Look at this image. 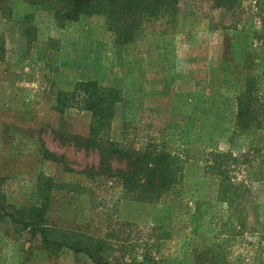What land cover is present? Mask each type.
<instances>
[{
  "label": "rangeland",
  "instance_id": "1",
  "mask_svg": "<svg viewBox=\"0 0 264 264\" xmlns=\"http://www.w3.org/2000/svg\"><path fill=\"white\" fill-rule=\"evenodd\" d=\"M230 1L179 0L174 19L148 18L130 43L117 44L104 15L66 21L52 11L54 0H0V185L7 202H41L39 175L54 177L52 221L79 232L113 230L120 239L110 241L111 264H145L147 248L161 264H264V150L250 152L244 139L233 146L230 111L222 107L227 118L216 128L217 99L235 93L248 72L259 75L264 100V0ZM83 81L123 89L112 124L117 139L189 150L191 172L181 193L170 196L174 209L163 212L171 218L170 239L155 243L151 231L165 206L118 205L123 191L114 178L72 180L69 169L99 163L97 151L66 136H86L91 114L60 115L53 105L58 90ZM213 148L242 153L231 176L250 192L242 188L235 207L218 200L219 181L204 170ZM45 150L58 160L44 158ZM5 226L12 229L0 226V264H97L73 253L35 256L32 240Z\"/></svg>",
  "mask_w": 264,
  "mask_h": 264
},
{
  "label": "trees",
  "instance_id": "2",
  "mask_svg": "<svg viewBox=\"0 0 264 264\" xmlns=\"http://www.w3.org/2000/svg\"><path fill=\"white\" fill-rule=\"evenodd\" d=\"M226 2L227 6H231L230 0ZM178 4L179 0H54L52 11L56 18L66 21H76L83 15H104L112 26L117 44H127L133 40L146 19L167 21L168 18L175 17L179 11ZM259 80L256 72H248L244 79L236 81L238 89L235 93H220L222 95L217 99L220 112L221 107L223 111H230L229 127L232 131L233 146L240 143L235 140L244 139L252 153L264 150V135L261 137L259 133L264 132V100L259 96ZM124 94L120 85L100 87L97 81L77 82L73 90L57 91L53 108L60 115H65L71 109L91 114V124L86 136L72 133H67L66 136L76 144L89 148L88 150L97 151L99 163L95 168L80 171L69 169L74 173L72 180L114 178L119 181L123 191L118 205L122 206L125 200H129L142 208L152 206L154 209H160L165 206V210L159 214V219H156L155 227L151 229L156 233L154 242L158 243L170 239L168 230L171 223L168 221L171 218L163 212L174 209L170 196H174L173 192L181 193L179 190L185 183L186 175L191 172L190 165H187L189 150L184 149L183 153H176L175 150H169L154 140L135 143L125 134L122 139H117L115 134H112V124L117 116L118 105L124 101ZM223 117L221 112L222 120L216 122L217 129L224 125V119L227 117ZM59 132L62 135L64 133L62 130ZM123 133L121 132V135ZM118 134L120 133L116 131V135ZM239 155H235L231 150L221 152L213 148L210 149L204 165L206 173L216 176L219 181L218 200L227 202L232 207H235L242 188H245L246 193L250 192L248 185L234 181L231 176L234 166L239 163ZM43 156L55 162L58 160L57 156L48 150L44 151ZM53 178L39 175L38 197L41 202L33 205L18 206L17 202L9 204L7 193L0 185V226L7 224L12 229L5 226L6 232L14 231L16 237L27 236L25 238L29 239V244L32 240L28 249L32 248V251H35L33 254L40 258L73 253L89 257L97 264H111L107 256L114 245L110 241L120 239L112 235L113 230L102 233L99 229H81L83 232H79L76 231L78 229L59 227L52 221L51 195L54 189L58 188ZM255 204L254 202V207ZM233 210L235 213L238 209ZM253 210L254 214H257V209ZM126 223L132 225V222ZM27 250L25 251L29 259L32 251ZM145 252L142 255L145 264H161L158 257L150 255L148 248ZM138 262L140 261L133 258V264ZM124 264L128 262L125 261Z\"/></svg>",
  "mask_w": 264,
  "mask_h": 264
}]
</instances>
